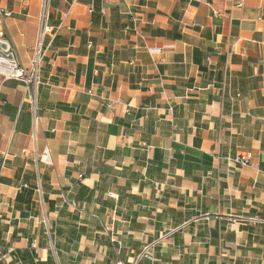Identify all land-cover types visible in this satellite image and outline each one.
I'll return each instance as SVG.
<instances>
[{
    "label": "crops",
    "instance_id": "crops-1",
    "mask_svg": "<svg viewBox=\"0 0 264 264\" xmlns=\"http://www.w3.org/2000/svg\"><path fill=\"white\" fill-rule=\"evenodd\" d=\"M239 1H49L35 115L0 79V264H132L170 233L156 264H264V0ZM0 7L29 66L42 0Z\"/></svg>",
    "mask_w": 264,
    "mask_h": 264
},
{
    "label": "built area",
    "instance_id": "built-area-1",
    "mask_svg": "<svg viewBox=\"0 0 264 264\" xmlns=\"http://www.w3.org/2000/svg\"><path fill=\"white\" fill-rule=\"evenodd\" d=\"M50 0H42V11L39 16V25L40 30L37 38V45L34 51V57L31 60L29 66H26L22 63L19 55H17L14 48L13 40L10 35L4 30H0V79L3 82L15 80L24 85L25 88V99L30 101L31 106L34 111H36V90L40 87L42 83V66H43V46L44 39L46 35L52 32V28L49 23V5ZM239 7H242L244 4L242 0L238 3ZM12 15L11 11L4 10L0 7V17L2 24L6 25V20ZM160 52V50H157ZM48 149L44 152L42 159H45L48 164L51 165V160L49 158ZM26 155V151H24ZM253 155L251 153L238 154L235 158H228V162L235 164L239 167L252 166ZM258 222L260 220H257ZM118 245H121V242H118ZM158 241H151L143 247L142 252L136 257L135 263L138 264L141 261H147L149 263H154L156 261V246ZM38 253L37 248H34ZM119 264H122L121 262Z\"/></svg>",
    "mask_w": 264,
    "mask_h": 264
},
{
    "label": "rangeland",
    "instance_id": "rangeland-1",
    "mask_svg": "<svg viewBox=\"0 0 264 264\" xmlns=\"http://www.w3.org/2000/svg\"><path fill=\"white\" fill-rule=\"evenodd\" d=\"M41 70H42V68H41ZM260 220V219H259ZM257 223H259V222H263L262 220H260L259 222L257 221V220H255ZM254 221V222H255ZM173 236L171 235V233H170V235H165L164 237H162V238H160V237H158V238H154V239H152L151 241H158V245L156 246V248H157V250H156V255H155V259H156V261L154 262L155 264H156V262L158 261V259H159V253H158V251H159V249H161V247L167 242L166 240H169V239H171ZM150 241V242H151ZM166 241V242H165ZM149 242V243H150ZM147 245V244H146ZM145 245H143V247H144ZM142 250L143 249H141L140 251H138L137 253H136V257L142 252ZM136 257H135V260H136ZM140 263V262H139ZM138 263V264H139ZM132 264H136L135 263V261L132 263Z\"/></svg>",
    "mask_w": 264,
    "mask_h": 264
}]
</instances>
